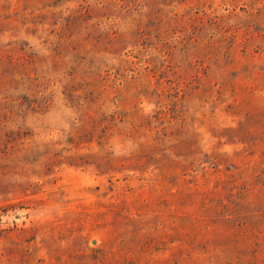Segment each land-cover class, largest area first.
Here are the masks:
<instances>
[{
    "label": "rangeland",
    "instance_id": "374dc122",
    "mask_svg": "<svg viewBox=\"0 0 264 264\" xmlns=\"http://www.w3.org/2000/svg\"><path fill=\"white\" fill-rule=\"evenodd\" d=\"M0 264H264V0H0Z\"/></svg>",
    "mask_w": 264,
    "mask_h": 264
}]
</instances>
